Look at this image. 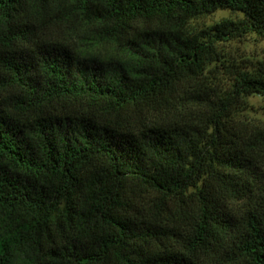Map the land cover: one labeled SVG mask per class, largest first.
Returning <instances> with one entry per match:
<instances>
[{
  "label": "trees",
  "instance_id": "16d2710c",
  "mask_svg": "<svg viewBox=\"0 0 264 264\" xmlns=\"http://www.w3.org/2000/svg\"><path fill=\"white\" fill-rule=\"evenodd\" d=\"M249 34L264 0H0V264H264Z\"/></svg>",
  "mask_w": 264,
  "mask_h": 264
},
{
  "label": "rangeland",
  "instance_id": "374dc122",
  "mask_svg": "<svg viewBox=\"0 0 264 264\" xmlns=\"http://www.w3.org/2000/svg\"><path fill=\"white\" fill-rule=\"evenodd\" d=\"M243 18L240 12L231 10H219L213 14L194 19L190 22L189 30L192 33L209 29L225 20L237 21ZM223 53L233 62L243 68H252L264 62V38L249 34L242 38L226 42ZM251 109L246 114L251 125L264 128V96L260 94L249 98Z\"/></svg>",
  "mask_w": 264,
  "mask_h": 264
}]
</instances>
